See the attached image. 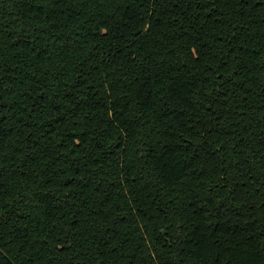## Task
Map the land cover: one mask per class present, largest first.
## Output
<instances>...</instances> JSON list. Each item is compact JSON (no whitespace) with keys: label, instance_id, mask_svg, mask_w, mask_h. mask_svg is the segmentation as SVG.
I'll list each match as a JSON object with an SVG mask.
<instances>
[{"label":"trees","instance_id":"16d2710c","mask_svg":"<svg viewBox=\"0 0 264 264\" xmlns=\"http://www.w3.org/2000/svg\"><path fill=\"white\" fill-rule=\"evenodd\" d=\"M0 264H264V0H0Z\"/></svg>","mask_w":264,"mask_h":264}]
</instances>
